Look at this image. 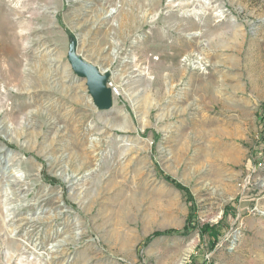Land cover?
<instances>
[{
	"label": "rangeland",
	"instance_id": "374dc122",
	"mask_svg": "<svg viewBox=\"0 0 264 264\" xmlns=\"http://www.w3.org/2000/svg\"><path fill=\"white\" fill-rule=\"evenodd\" d=\"M28 4L0 0V264H264V0Z\"/></svg>",
	"mask_w": 264,
	"mask_h": 264
},
{
	"label": "water",
	"instance_id": "95a60500",
	"mask_svg": "<svg viewBox=\"0 0 264 264\" xmlns=\"http://www.w3.org/2000/svg\"><path fill=\"white\" fill-rule=\"evenodd\" d=\"M67 62L75 75L85 80L93 105L102 111L110 109L112 107L111 89L107 87V75L81 60L76 55L74 47L70 48Z\"/></svg>",
	"mask_w": 264,
	"mask_h": 264
},
{
	"label": "bare ground",
	"instance_id": "6f19581e",
	"mask_svg": "<svg viewBox=\"0 0 264 264\" xmlns=\"http://www.w3.org/2000/svg\"><path fill=\"white\" fill-rule=\"evenodd\" d=\"M28 1V0H27ZM40 1H44V2H46V0H29V4L27 5V6H31V5H33V4H37V2H40ZM32 9V8H31ZM33 10V9H32ZM33 15V14H32ZM8 49H10L8 52H6L8 55H10V56H12V55H14V53H13V49H12V47L11 46H8ZM12 67V66H11ZM214 93V92H213ZM225 148V147H224Z\"/></svg>",
	"mask_w": 264,
	"mask_h": 264
},
{
	"label": "trees",
	"instance_id": "16d2710c",
	"mask_svg": "<svg viewBox=\"0 0 264 264\" xmlns=\"http://www.w3.org/2000/svg\"><path fill=\"white\" fill-rule=\"evenodd\" d=\"M169 179V178H168ZM172 181V180H171ZM176 184V183H175ZM177 185V187H179L180 188V185H178V184H176Z\"/></svg>",
	"mask_w": 264,
	"mask_h": 264
}]
</instances>
